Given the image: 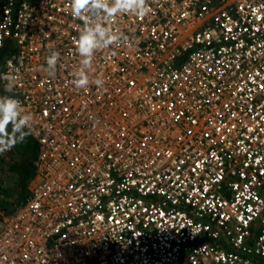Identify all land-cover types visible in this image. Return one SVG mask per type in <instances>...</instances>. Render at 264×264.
Returning a JSON list of instances; mask_svg holds the SVG:
<instances>
[{"label":"built area","instance_id":"obj_1","mask_svg":"<svg viewBox=\"0 0 264 264\" xmlns=\"http://www.w3.org/2000/svg\"><path fill=\"white\" fill-rule=\"evenodd\" d=\"M146 6L96 18L121 39L76 89L69 0H0V97L35 144L0 264H264V0Z\"/></svg>","mask_w":264,"mask_h":264},{"label":"clouds","instance_id":"obj_2","mask_svg":"<svg viewBox=\"0 0 264 264\" xmlns=\"http://www.w3.org/2000/svg\"><path fill=\"white\" fill-rule=\"evenodd\" d=\"M69 8L72 16L84 23L76 47L81 57L80 67L73 74L72 84L76 89H85L91 83L100 87L103 81H90L87 74L94 52L117 43L121 37L111 33L108 28L97 22L96 18L113 17L120 13L144 16L148 12L146 0H69ZM58 59V52H51L46 56V70L49 76L55 74ZM0 79L7 81L4 86L6 92L15 87V76L6 74ZM31 120L32 117L24 113L19 100L8 96L0 97V153L10 150L30 134Z\"/></svg>","mask_w":264,"mask_h":264},{"label":"rangeland","instance_id":"obj_3","mask_svg":"<svg viewBox=\"0 0 264 264\" xmlns=\"http://www.w3.org/2000/svg\"><path fill=\"white\" fill-rule=\"evenodd\" d=\"M32 146L26 136L24 142H18L10 150L0 153V197L4 207L24 198L28 192L35 170ZM11 161L20 162L18 168L8 170L4 162Z\"/></svg>","mask_w":264,"mask_h":264},{"label":"crops","instance_id":"obj_4","mask_svg":"<svg viewBox=\"0 0 264 264\" xmlns=\"http://www.w3.org/2000/svg\"><path fill=\"white\" fill-rule=\"evenodd\" d=\"M23 142H24V140H23ZM20 162H13V161H11V162H4V165L6 166V168L8 169V170H12V169H16V168H18V164H19ZM12 167V168H11Z\"/></svg>","mask_w":264,"mask_h":264},{"label":"trees","instance_id":"obj_5","mask_svg":"<svg viewBox=\"0 0 264 264\" xmlns=\"http://www.w3.org/2000/svg\"><path fill=\"white\" fill-rule=\"evenodd\" d=\"M29 140L31 141V143H32V149H33V152H35V144L33 143V141L29 138Z\"/></svg>","mask_w":264,"mask_h":264}]
</instances>
